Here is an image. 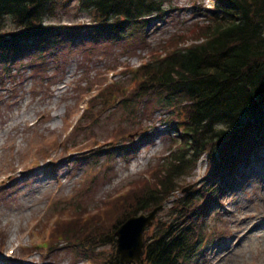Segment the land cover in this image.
I'll return each mask as SVG.
<instances>
[{
    "label": "rangeland",
    "instance_id": "374dc122",
    "mask_svg": "<svg viewBox=\"0 0 264 264\" xmlns=\"http://www.w3.org/2000/svg\"><path fill=\"white\" fill-rule=\"evenodd\" d=\"M162 3L158 14L133 28L126 25L119 36L117 21H109L111 33L97 36L92 17L73 1L48 19L71 26L70 34L43 52H18L9 65L0 57V182L7 177L0 186V264H102L116 253L108 242L113 225L158 186L164 159L180 146L182 133L174 121L178 115L166 112L160 94L138 88L136 67L198 32L205 10L214 6L211 0ZM116 99L120 102L111 107ZM119 143H125L124 153ZM260 149L252 170L239 172L232 187H218L217 201L201 208L202 218L193 216L194 204L183 210L179 200L191 199L200 187L208 191L219 179L210 174L207 156L182 169L175 179L179 191L164 201L146 234L154 236L184 216L207 239L187 264H263L264 228L242 237L255 218L264 220L258 213L264 207V146ZM68 152L88 156L67 161ZM50 159L61 160L55 171L41 167ZM205 194L210 199L214 193ZM62 207L70 214L63 216Z\"/></svg>",
    "mask_w": 264,
    "mask_h": 264
},
{
    "label": "trees",
    "instance_id": "16d2710c",
    "mask_svg": "<svg viewBox=\"0 0 264 264\" xmlns=\"http://www.w3.org/2000/svg\"><path fill=\"white\" fill-rule=\"evenodd\" d=\"M73 1L0 0V50L11 42L6 50L14 45L26 49V43L32 40L30 48L43 52L55 37L63 36L60 27L46 21L59 10H67ZM75 1L103 20L101 27L116 19L123 21V27L133 28L164 9L163 0ZM211 1L214 6L206 10L196 35L179 41L162 58L140 68V90L159 92L163 107L176 108L182 115L185 108L187 139L170 153L158 186H151L136 204H131L124 218L172 196L180 171L205 150L217 158L218 172L264 144V0ZM8 18L9 24L5 22ZM101 27L97 33L107 31ZM9 28L13 29L4 31ZM226 140L230 142L216 148V143ZM188 150L190 159H186ZM194 200L187 197L183 207ZM183 220L176 218L156 231L146 242L143 261L132 264H183L198 231L192 222ZM114 240L111 236L109 241ZM106 264L121 263L115 255Z\"/></svg>",
    "mask_w": 264,
    "mask_h": 264
},
{
    "label": "water",
    "instance_id": "95a60500",
    "mask_svg": "<svg viewBox=\"0 0 264 264\" xmlns=\"http://www.w3.org/2000/svg\"><path fill=\"white\" fill-rule=\"evenodd\" d=\"M158 209L152 211L148 216L140 215L130 217L116 231L118 238V251L122 262H130L140 259L143 253V231L147 225L152 224Z\"/></svg>",
    "mask_w": 264,
    "mask_h": 264
},
{
    "label": "bare ground",
    "instance_id": "6f19581e",
    "mask_svg": "<svg viewBox=\"0 0 264 264\" xmlns=\"http://www.w3.org/2000/svg\"><path fill=\"white\" fill-rule=\"evenodd\" d=\"M40 123V122H39ZM38 123V124H39ZM125 143H119V144H117L116 146H123ZM88 155H82V156H74V154L72 153L71 155H70V158L69 159H66L67 161H70V160H76V159H80V158H83V157H87ZM60 162H61V160H56V162H55V164L52 166V168H49L48 169V167H51V166H49V165H43V167L45 168V169H48V170H50V171H55V166H57L58 164H60ZM33 173H36V171L35 172H33ZM32 173V174H33ZM32 174H27V176H29V175H32ZM12 177V175H10V177L9 178H11ZM261 210L262 211H260L259 210V212L258 213H261V212H263L264 213V207H262L261 208ZM255 220H256V222L252 225V227L250 228V229H248L247 230V233L246 234H244L243 236H246L248 233H249V231L252 229V228H258V227H263L264 228V220H260V221H258L257 222V219L255 218ZM240 238H242V237H240ZM14 240V239H13ZM13 240L11 241V242H13ZM263 251V249H261V251L260 252H262ZM263 259H264V256H263ZM264 264V263H263Z\"/></svg>",
    "mask_w": 264,
    "mask_h": 264
}]
</instances>
